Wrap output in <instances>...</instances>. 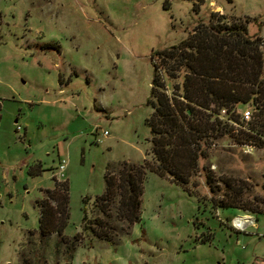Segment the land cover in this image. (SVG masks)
Segmentation results:
<instances>
[{
	"label": "rangeland",
	"instance_id": "rangeland-1",
	"mask_svg": "<svg viewBox=\"0 0 264 264\" xmlns=\"http://www.w3.org/2000/svg\"><path fill=\"white\" fill-rule=\"evenodd\" d=\"M212 13L264 40V0H0V264H264V134L251 151L207 137L186 189L148 172L129 235L114 221L111 242L84 233L70 258L57 234L38 232L37 201L55 180L69 182L73 237L85 198L89 219L102 217L107 170L153 161L152 55ZM169 71L160 77L172 95L182 79ZM234 201L259 212L220 206ZM245 215L254 224L236 229Z\"/></svg>",
	"mask_w": 264,
	"mask_h": 264
},
{
	"label": "trees",
	"instance_id": "trees-1",
	"mask_svg": "<svg viewBox=\"0 0 264 264\" xmlns=\"http://www.w3.org/2000/svg\"><path fill=\"white\" fill-rule=\"evenodd\" d=\"M226 18L212 13L205 26H197L180 43L153 53L154 77L148 101L153 112L147 119L153 161L138 165L122 162L116 172L107 170L105 190L95 198L102 217L89 219V199L85 198L82 231L73 237L64 234L70 221L69 182L55 180L53 188L45 189L44 197L37 201L41 238L57 234L73 258L84 233L111 242L117 221L129 235L141 221L148 172L170 177L186 189L199 159L206 156L201 146L207 137L228 134L240 144L257 145L253 138L264 134V40L248 34L247 21ZM161 69L172 70L171 76L182 79L172 95L166 92ZM247 104L255 113L252 121L245 123L239 110ZM223 111L226 115H221ZM220 206L259 212L237 201Z\"/></svg>",
	"mask_w": 264,
	"mask_h": 264
},
{
	"label": "built area",
	"instance_id": "built-area-1",
	"mask_svg": "<svg viewBox=\"0 0 264 264\" xmlns=\"http://www.w3.org/2000/svg\"><path fill=\"white\" fill-rule=\"evenodd\" d=\"M225 112V111H223ZM242 114V120L245 123H248L250 121H252L253 118V114L251 113V111L249 109H245L241 112ZM105 134H108L107 131H105ZM242 148L245 149L246 151H251L254 148H256L255 144H251V143H245V144H241ZM67 165H68V160L67 159H61L59 161V164L57 166V171H56V176L58 179H62L63 177H65V171L67 169ZM237 220V222H236ZM254 220L253 219H249L246 221H242V217H235L233 219V225L236 229H243L246 227L247 224H254Z\"/></svg>",
	"mask_w": 264,
	"mask_h": 264
},
{
	"label": "bare ground",
	"instance_id": "bare-ground-1",
	"mask_svg": "<svg viewBox=\"0 0 264 264\" xmlns=\"http://www.w3.org/2000/svg\"><path fill=\"white\" fill-rule=\"evenodd\" d=\"M249 219H250L249 217H242V221H246V220H249ZM236 222H237V220H236Z\"/></svg>",
	"mask_w": 264,
	"mask_h": 264
},
{
	"label": "crops",
	"instance_id": "crops-1",
	"mask_svg": "<svg viewBox=\"0 0 264 264\" xmlns=\"http://www.w3.org/2000/svg\"><path fill=\"white\" fill-rule=\"evenodd\" d=\"M245 217H249V218H251V215H245ZM253 219V218H252ZM255 221V220H254Z\"/></svg>",
	"mask_w": 264,
	"mask_h": 264
}]
</instances>
